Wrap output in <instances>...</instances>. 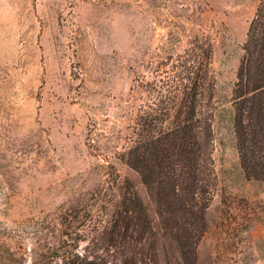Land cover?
<instances>
[{
    "label": "rangeland",
    "instance_id": "rangeland-1",
    "mask_svg": "<svg viewBox=\"0 0 264 264\" xmlns=\"http://www.w3.org/2000/svg\"><path fill=\"white\" fill-rule=\"evenodd\" d=\"M260 2L0 0V264L59 262L64 240L85 264H264V181L242 166L233 95ZM206 37L213 174L208 204L183 196L187 211L125 155L138 111H159ZM132 193L147 224L129 212L112 236Z\"/></svg>",
    "mask_w": 264,
    "mask_h": 264
},
{
    "label": "trees",
    "instance_id": "trees-1",
    "mask_svg": "<svg viewBox=\"0 0 264 264\" xmlns=\"http://www.w3.org/2000/svg\"><path fill=\"white\" fill-rule=\"evenodd\" d=\"M243 50L233 89L234 128L243 168L249 176L264 181V0L250 23ZM212 54V43L206 37L201 43L196 39L188 59L177 60L170 96L161 94L159 111L152 107L138 111L134 144L125 155L127 164L141 173L145 183L155 182L150 173L160 177L163 197L167 191L170 196L181 192L180 199L172 201L187 211L181 202L183 196L198 211L209 201L213 138L210 116L199 107L213 96ZM129 212L142 225L147 224L144 208L132 193L114 208L109 234L117 235ZM63 247L59 262L49 259L43 264H85L78 260L70 242L64 240Z\"/></svg>",
    "mask_w": 264,
    "mask_h": 264
}]
</instances>
